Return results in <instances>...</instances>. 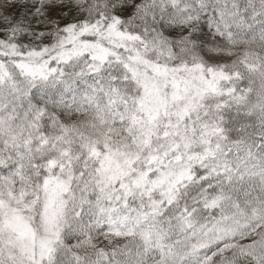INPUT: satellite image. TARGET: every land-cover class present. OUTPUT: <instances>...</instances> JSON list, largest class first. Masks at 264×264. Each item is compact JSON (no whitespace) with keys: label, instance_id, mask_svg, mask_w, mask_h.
Instances as JSON below:
<instances>
[{"label":"snow or ice","instance_id":"1","mask_svg":"<svg viewBox=\"0 0 264 264\" xmlns=\"http://www.w3.org/2000/svg\"><path fill=\"white\" fill-rule=\"evenodd\" d=\"M0 264H264V0H0Z\"/></svg>","mask_w":264,"mask_h":264}]
</instances>
